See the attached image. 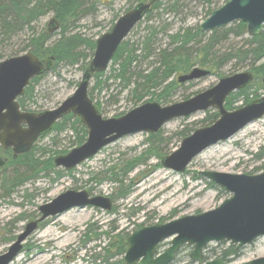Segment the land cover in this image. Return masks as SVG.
I'll return each mask as SVG.
<instances>
[{"label": "rangeland", "instance_id": "rangeland-1", "mask_svg": "<svg viewBox=\"0 0 264 264\" xmlns=\"http://www.w3.org/2000/svg\"><path fill=\"white\" fill-rule=\"evenodd\" d=\"M113 1L111 6L100 5L95 14L85 16L77 31L91 37H99V34L110 29L116 16L123 15L129 6L134 4L133 0ZM208 1L176 0L175 12L164 15L163 19L154 18L151 22L142 20L128 37L133 40L139 39L148 24L154 26L170 24L167 30L171 33L181 27L196 26L206 19L209 9L214 7L215 0H211V3ZM223 3V0H219V5ZM52 18L53 14L42 17L34 24L35 28L38 31L48 29V23ZM29 34L30 32L25 31L14 36L4 51L5 58L25 53L24 47ZM57 37L58 35L53 40ZM246 37L248 38L247 35L239 37L232 35L217 49L221 53L232 51L236 47L244 46ZM160 38L163 43L168 42L167 34L160 35ZM251 65L249 61L242 63L233 60L226 63L216 74L181 83L170 100L162 105L183 101L189 95L216 85L222 77L249 71ZM146 66L147 63H144L143 67ZM83 74L81 65L61 66L57 72L47 73L36 86V102L31 103L28 109L42 111L56 108L75 91ZM180 75L177 74L175 77ZM95 82L96 79H93L91 87ZM95 100L102 103V114L105 118L119 116L136 107L127 91L121 92L118 83L112 81L102 89H96ZM146 100H150L149 97ZM241 105H244L243 101L237 104ZM211 110L210 114L213 113ZM207 112H197L188 117L174 119L163 126L159 146L164 156L180 147L184 138L180 139L177 135L179 131L193 125L195 130L202 127L200 122L206 118ZM148 135L139 132L107 145L97 155L73 169V177L64 170L61 178H56L55 175L44 176L19 189L8 199L0 196V254L8 249L26 224L39 217L41 205L51 202L63 192L70 189L88 190L89 187H93L92 194L111 196L114 184L108 181L99 184L88 180L94 173L107 168L111 161L115 163L145 153L149 147ZM74 139L71 130L61 134L50 132L39 139L38 144L52 150H71L76 147ZM262 148L264 149V117L248 124L228 140L204 150L192 160L184 172L178 173L168 169L157 156L146 155L144 163L129 176L135 180L132 193L114 204L118 208L117 212L112 213L95 207H76L52 217L27 239L23 251L11 264H117L124 259L125 253L114 254L113 258L106 261L105 254L103 251L100 252V246L108 244L111 237L121 234L125 239L135 229L140 228V224L151 226L165 223L175 217L198 214L218 207L231 194L222 191L223 188L219 185L211 186V181L203 176L202 172L261 173L264 171V159H259L257 155ZM20 217L25 218L22 220ZM162 219L164 221L160 222ZM89 228L93 232L87 237ZM106 232L109 236L104 234ZM95 234L99 235L98 238H95ZM9 237H12V240L8 241ZM170 241L171 239H168L159 246L160 253L169 247ZM230 245L228 241L208 243L204 248L202 262L221 258L223 251ZM192 251L193 246L184 245L171 264H203L192 260ZM260 257H264V236L240 249L236 261L244 263Z\"/></svg>", "mask_w": 264, "mask_h": 264}, {"label": "water", "instance_id": "water-1", "mask_svg": "<svg viewBox=\"0 0 264 264\" xmlns=\"http://www.w3.org/2000/svg\"><path fill=\"white\" fill-rule=\"evenodd\" d=\"M153 2L137 4L97 39L89 70L75 91L54 109L25 111L19 102L32 80L49 68L46 61L31 51L0 60V148L12 149L15 155L29 151L57 121L73 114L87 127V140L66 154L54 157L56 167L71 170L124 136L139 132L157 133L174 119L217 109L219 118L213 124L196 129L182 140L179 148L162 159L164 167L180 173L210 146L228 140L248 124L263 118L264 93L235 109L226 108L228 97L254 80L252 71L222 77L216 85L180 102L164 106L157 101H147L121 116H103L89 94L92 74L108 69L120 44L144 19ZM235 21L244 22L248 34L259 35L264 29V0H226L200 24V30L213 31ZM53 23L54 20L50 22V31L55 30ZM211 73L209 69L196 67L180 76L179 81L200 79ZM202 175L223 187L231 196L212 210L135 229L125 238L126 264H171L185 244L194 247L192 260L201 262L204 248L210 242L228 241L236 245V249H241L264 236V171L258 174L205 171ZM87 206L111 210L113 201L109 196L91 195L88 190L63 192L39 207L40 217L29 222L9 248L0 254V264H10L22 252L27 238L46 219L75 207ZM169 238V247L159 253L158 246ZM203 264H264V257L244 263L216 259Z\"/></svg>", "mask_w": 264, "mask_h": 264}, {"label": "trees", "instance_id": "trees-1", "mask_svg": "<svg viewBox=\"0 0 264 264\" xmlns=\"http://www.w3.org/2000/svg\"><path fill=\"white\" fill-rule=\"evenodd\" d=\"M149 1L151 0H133L134 4L130 5L127 10L139 3ZM225 1L223 0L224 3ZM208 2L211 3V0ZM113 3V0H0V60L5 58L4 51L9 46L10 40L14 36L28 31L30 34L24 50L33 52L40 60L46 61L45 65L49 67L43 74L32 80L26 88L25 94L19 98L23 110H33L28 108L31 103L36 102V86L47 73L57 72L59 67L66 65H81L84 73L89 70L96 49L97 37L88 36L77 29L80 28L81 20L87 15L95 14L100 5L111 6ZM213 4L214 7L209 9L206 18L214 9L221 6L219 0L213 1ZM176 8V0H154L144 19L148 22L153 21L154 18L163 19L164 15L175 12ZM48 14H53L52 27L55 30L50 31L49 23L48 29L38 31L34 24ZM118 17L119 15L116 16L112 26ZM169 25L167 23L162 26L148 24L139 39L133 40L127 37L115 53L110 69L92 74V80L96 79V82L89 90L91 98L95 100L96 89H102L112 81L118 83L121 92L127 91L135 106L145 101L167 103L181 84L175 77L177 74H188L195 67L207 68L211 70L212 74H216L226 63L233 60L252 63L250 71L254 73V80L247 87L232 93L226 101V108L234 109L238 102L243 101L246 104L262 95L264 89V30L259 35H248L246 24L242 21H235L232 25L208 32L200 31L198 24L181 27L171 33L170 30H167ZM164 33L168 37L166 43H163L160 38V35ZM57 35L58 37L53 40ZM232 35L238 37L247 35L246 44L239 48L236 47L232 51L221 53L217 48ZM144 63H147L146 67H143ZM148 97L150 100H146ZM95 103L102 112V103L96 100ZM211 111L213 113L210 114L208 111L206 118L200 122L202 126L211 125L219 118L217 110L212 109ZM68 130H71L74 135V146H79L86 141L88 129L80 118L73 114L65 115L57 121L51 133L61 134ZM194 130V125L185 127L177 135L183 139ZM161 140L162 130L149 134L147 137L149 147L145 153L115 163L111 161L107 168L94 173L88 181H95L99 184L108 181L114 184V192L111 194L113 203L120 199H126L132 193L135 185V180L129 176L144 163L146 155L157 156L161 161L166 156L159 146ZM38 141L29 151L16 155L12 149H0L2 161L0 196L2 198L12 197L19 189L44 176L55 175L56 178H61L64 175L66 170L56 167L54 157L67 153L69 149L52 150L39 145ZM257 157L264 159L263 148ZM67 173L73 177V170H69ZM210 185L215 186L212 182ZM92 190L93 187H89L90 193ZM222 191L225 190L222 189ZM117 210L118 208L114 206L110 212L114 213ZM20 218L24 220L25 217ZM163 221L164 219L160 222ZM45 223H42L41 226ZM92 232V229L89 228L86 236L89 237V233ZM104 234L109 236L108 232ZM98 236L95 234V238ZM7 240H12V237ZM100 248V252L103 251L105 254V260L109 261L115 256L114 254H124L127 246L124 243L123 235L118 234L111 237L110 242ZM239 255L240 250L236 249L234 245H230L223 251L220 259L230 262L236 260ZM117 264H124V261L120 260Z\"/></svg>", "mask_w": 264, "mask_h": 264}, {"label": "bare ground", "instance_id": "bare-ground-1", "mask_svg": "<svg viewBox=\"0 0 264 264\" xmlns=\"http://www.w3.org/2000/svg\"><path fill=\"white\" fill-rule=\"evenodd\" d=\"M201 24V23H200ZM200 24H199V29H200ZM201 31V30H200Z\"/></svg>", "mask_w": 264, "mask_h": 264}, {"label": "flooded vegetation", "instance_id": "flooded-vegetation-1", "mask_svg": "<svg viewBox=\"0 0 264 264\" xmlns=\"http://www.w3.org/2000/svg\"><path fill=\"white\" fill-rule=\"evenodd\" d=\"M0 149H2V148H0ZM3 150H5V149H3Z\"/></svg>", "mask_w": 264, "mask_h": 264}]
</instances>
